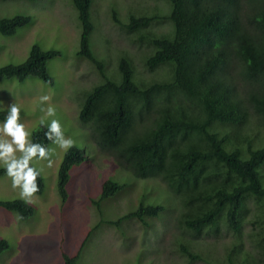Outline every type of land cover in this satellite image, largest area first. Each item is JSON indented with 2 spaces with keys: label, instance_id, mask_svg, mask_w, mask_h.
Returning <instances> with one entry per match:
<instances>
[{
  "label": "trees",
  "instance_id": "1",
  "mask_svg": "<svg viewBox=\"0 0 264 264\" xmlns=\"http://www.w3.org/2000/svg\"><path fill=\"white\" fill-rule=\"evenodd\" d=\"M165 1V14L130 15L124 24L130 31L145 28L156 19H167L172 25L170 33L150 39L153 49L144 60L150 70L165 68L166 78L136 81L132 62L125 56L118 59L116 80L105 75L104 61L90 47L92 0H73L80 24L77 55L104 75V81L87 93L78 117L93 125L96 143L113 150L118 164L135 177H159L166 184L180 201V222L188 229L201 232L223 219L237 230L247 199L253 198L264 209V144L254 147L252 140L237 130L250 109L264 130V0ZM31 21L24 14L0 17V33L12 35ZM59 54L32 45L22 62L0 66V82L36 77L53 84L47 62ZM236 67L247 82V91L241 96L231 77ZM5 114L0 109V121ZM144 120L137 131L135 122ZM228 127L235 130L228 131ZM45 131L47 127L34 130L31 139L47 148L51 140ZM85 161L84 151L77 146L62 156L56 191L64 206L74 196L72 188H67L73 178L70 171ZM3 174L5 169L0 166ZM36 181L39 190L35 194L42 195L45 184L41 173ZM124 188L108 177L100 183L94 203L113 198ZM0 207L21 221L35 213L34 206L19 197L0 200ZM166 209L162 203L142 198L134 210L107 222L119 224L135 218L148 226L149 219L161 216ZM63 220L67 221L64 216ZM9 247L7 238L0 237V254ZM81 247L66 257V264H74ZM191 257L199 258L196 254Z\"/></svg>",
  "mask_w": 264,
  "mask_h": 264
},
{
  "label": "rangeland",
  "instance_id": "2",
  "mask_svg": "<svg viewBox=\"0 0 264 264\" xmlns=\"http://www.w3.org/2000/svg\"><path fill=\"white\" fill-rule=\"evenodd\" d=\"M167 10L165 0H92L94 27L90 47L104 61L108 78H118L120 56L132 62L136 81L166 78L165 68L150 70L144 60L153 49L150 39L171 32L170 21L156 19L135 31L127 30L124 24L130 15H162ZM16 14L29 15L32 21L18 27L12 35L0 33V66L22 62L32 45L43 50L55 49L60 54L47 62L53 84L36 77L21 81L3 79L0 109L6 111L12 103L20 107L21 122L31 134L47 127L51 119H58L65 136L75 141L73 146L84 151L86 161L70 171L73 181L69 180L67 188H72L74 196L65 206L56 191L57 169L65 150L50 141L49 156L30 162L43 176L45 189L42 195L33 194L29 204L34 206L35 213L25 221L0 207V237L10 243L9 249L0 254V264H66V257L73 256L78 245L82 246L81 252L74 264H264L262 204L247 199L237 230L228 227L223 219L201 232L190 230L180 222L179 199L159 177H135L125 165L118 164L113 150L96 143L93 137L98 134L93 125L79 120L78 112L87 93L104 81V75L92 62L77 55L80 24L73 0H0V17ZM237 69L232 70L231 77L241 96V92L247 91V82ZM43 95L49 99L41 101ZM48 105L55 108L54 117L41 111V107L46 111ZM250 111L237 130L250 138L254 147L261 146L264 130ZM145 123L146 120L141 124L135 122V129L140 130ZM261 173L264 176V167ZM108 177L125 188L117 196L95 204L100 183ZM16 197L19 188H12L6 173L0 175V200ZM142 198L162 203L167 209L161 216L149 219L148 226L135 218H126L119 224L107 222L134 210ZM191 254L199 258H192Z\"/></svg>",
  "mask_w": 264,
  "mask_h": 264
},
{
  "label": "clouds",
  "instance_id": "3",
  "mask_svg": "<svg viewBox=\"0 0 264 264\" xmlns=\"http://www.w3.org/2000/svg\"><path fill=\"white\" fill-rule=\"evenodd\" d=\"M48 99L47 95L40 97L41 101ZM41 111L48 117H54L56 114L55 108L51 105L47 106L46 111L41 107ZM20 118V107L15 103L6 106L5 118L0 121V165L4 167L6 175L11 178L12 188H19V198L30 203L33 194L39 190L36 178L40 175L35 167L30 166V162L34 158L46 159L51 150L32 141L31 132L26 129ZM44 135L65 151L75 143L71 137L65 136L60 121L55 118L51 119L47 125ZM48 163L50 164L51 161L49 160Z\"/></svg>",
  "mask_w": 264,
  "mask_h": 264
}]
</instances>
